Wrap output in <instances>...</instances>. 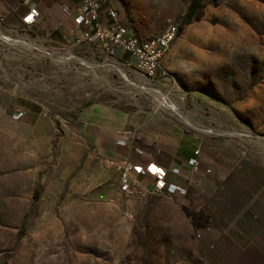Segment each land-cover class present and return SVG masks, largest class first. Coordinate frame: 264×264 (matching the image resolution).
Segmentation results:
<instances>
[{
  "label": "rangeland",
  "instance_id": "obj_1",
  "mask_svg": "<svg viewBox=\"0 0 264 264\" xmlns=\"http://www.w3.org/2000/svg\"><path fill=\"white\" fill-rule=\"evenodd\" d=\"M191 2L114 5L142 37L178 26L163 67L188 128L264 149V0H200V20L184 25ZM0 34L11 39L0 37V264H225L182 201L125 191L87 140L79 117L92 104H150L127 67L93 46L63 48L50 27Z\"/></svg>",
  "mask_w": 264,
  "mask_h": 264
},
{
  "label": "crops",
  "instance_id": "obj_2",
  "mask_svg": "<svg viewBox=\"0 0 264 264\" xmlns=\"http://www.w3.org/2000/svg\"><path fill=\"white\" fill-rule=\"evenodd\" d=\"M74 2L0 0V24L8 30L50 27L62 40L63 48L71 47L70 34L77 33V27L73 14L64 8ZM32 9L38 17L27 26L25 18ZM105 60L119 64L106 57ZM128 73L139 84L134 73L129 69ZM130 85L140 94H150V104L146 109L131 110L102 102L92 104L79 117L87 140L105 160L127 157L133 164L152 163L165 172L166 184L185 189L184 197L173 198L191 212L204 213L217 222L219 228L199 230L204 248L223 251L225 264H264V149L243 152L232 148L227 140L209 138L207 131L188 128L176 99L177 109L171 111L161 107L159 95L149 85L144 90L133 82ZM135 148L144 154L138 156ZM196 151L198 172L188 165ZM155 188V177L145 172L137 176L132 190L149 194ZM228 254L232 256L229 261Z\"/></svg>",
  "mask_w": 264,
  "mask_h": 264
},
{
  "label": "built area",
  "instance_id": "obj_3",
  "mask_svg": "<svg viewBox=\"0 0 264 264\" xmlns=\"http://www.w3.org/2000/svg\"><path fill=\"white\" fill-rule=\"evenodd\" d=\"M115 2L116 0H76L70 7H65L67 13L73 14L77 27V33L70 34V45L93 46L106 58L122 62L134 73L137 82L142 78L149 83L151 89L159 95L162 108L176 111L174 100H177V91L170 84V76L163 67V62L179 33L178 26L169 23L159 34L142 37L122 23ZM37 17L38 13L32 9L25 18V23L31 25ZM140 88L144 90L146 86L142 85ZM22 115V112H16L13 117L19 119ZM134 151L138 156L144 154L139 148ZM106 164L119 175L122 189L125 191H131L137 183V176L147 172L156 180V188L149 194L167 198L186 195L185 189L166 184L165 172L152 163L145 166L133 164L127 157H122L119 160L108 159ZM188 165L195 172L199 171L198 151L195 152L194 158L189 160Z\"/></svg>",
  "mask_w": 264,
  "mask_h": 264
},
{
  "label": "trees",
  "instance_id": "obj_4",
  "mask_svg": "<svg viewBox=\"0 0 264 264\" xmlns=\"http://www.w3.org/2000/svg\"><path fill=\"white\" fill-rule=\"evenodd\" d=\"M200 7V0H192L190 6L188 7L187 13L184 18V25H188L191 21H198L200 20L202 13L199 12L197 9ZM184 214L187 218L191 220V224L193 229L196 231L201 228H206L209 221V216L205 215L204 213H189L187 210H184ZM205 224H201L203 222Z\"/></svg>",
  "mask_w": 264,
  "mask_h": 264
},
{
  "label": "bare ground",
  "instance_id": "obj_5",
  "mask_svg": "<svg viewBox=\"0 0 264 264\" xmlns=\"http://www.w3.org/2000/svg\"><path fill=\"white\" fill-rule=\"evenodd\" d=\"M1 35V34H0ZM2 39H4V40H6V41H9V40H11L9 37H6V36H0ZM23 42V41H22ZM16 43V42H15ZM18 43H19V41H18ZM25 43V42H24ZM32 45V44H31ZM29 46V45H28ZM68 59H70V58H68ZM127 80V79H126ZM128 81V80H127Z\"/></svg>",
  "mask_w": 264,
  "mask_h": 264
}]
</instances>
